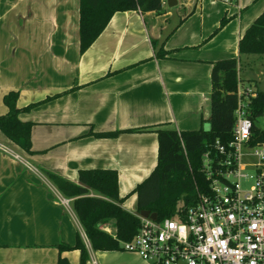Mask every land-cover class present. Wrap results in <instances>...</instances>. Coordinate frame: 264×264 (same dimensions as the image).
Masks as SVG:
<instances>
[{"label": "crops", "instance_id": "1", "mask_svg": "<svg viewBox=\"0 0 264 264\" xmlns=\"http://www.w3.org/2000/svg\"><path fill=\"white\" fill-rule=\"evenodd\" d=\"M74 1L70 31L59 14L71 5L60 0H0V116L9 92H18V108L38 103L19 115L32 124L31 154L0 133V144L22 159L0 150V264H79L78 250L56 248L74 246L77 236L86 264H147L136 254L92 250L72 199L66 206L45 172L77 183L81 170H114L125 198L156 166L157 129L197 131L209 123L212 64L237 58L240 70L239 40L264 11H251V0H176L172 8L163 0L160 14H114L81 54ZM160 47L164 57L156 56ZM132 129L140 131L90 135ZM103 229L114 234L111 223Z\"/></svg>", "mask_w": 264, "mask_h": 264}, {"label": "trees", "instance_id": "2", "mask_svg": "<svg viewBox=\"0 0 264 264\" xmlns=\"http://www.w3.org/2000/svg\"><path fill=\"white\" fill-rule=\"evenodd\" d=\"M163 0H79V43L84 53L105 29L116 13L140 11L160 14ZM227 22L223 18L222 28ZM166 52L160 47L157 57ZM238 54L264 55V11L243 33L238 43ZM210 129L205 131H181L157 129L158 150L156 166L150 175L139 183L129 195L136 196L137 214L121 207L125 198H119L118 176L114 170H81L77 183L45 172L48 179L65 199H72V210L84 235L94 251H122L121 243L130 241L140 227L137 217L140 211L155 213L158 220L175 218L193 205L198 194L208 189V182L201 171L202 155L212 150L216 143L226 145L232 139L235 123L238 86V60L227 58L216 61L211 69ZM248 105L253 124V142H264V129L256 121L264 116V92H256ZM57 95L49 97L52 99ZM18 92L3 97L7 113L0 116V133L16 147L31 154L30 134L32 124L19 120V115L34 108L38 103L17 107ZM140 130L92 133L97 138H116L120 133ZM111 223L114 234L103 226ZM59 252L78 250L80 263L88 259L86 246L77 236L74 246L59 244ZM57 264H69L60 259Z\"/></svg>", "mask_w": 264, "mask_h": 264}, {"label": "built area", "instance_id": "3", "mask_svg": "<svg viewBox=\"0 0 264 264\" xmlns=\"http://www.w3.org/2000/svg\"><path fill=\"white\" fill-rule=\"evenodd\" d=\"M236 96L231 141L202 155L207 191L175 218L137 215L140 227L122 251L147 264H264V142L252 138L248 105L256 94L239 81ZM0 150L22 162L8 146Z\"/></svg>", "mask_w": 264, "mask_h": 264}, {"label": "rangeland", "instance_id": "4", "mask_svg": "<svg viewBox=\"0 0 264 264\" xmlns=\"http://www.w3.org/2000/svg\"><path fill=\"white\" fill-rule=\"evenodd\" d=\"M72 3L75 5L74 7L76 10L77 4L74 0H65V1L60 0L59 2V5L62 4L71 5L69 7V9L71 10L70 12H67L66 14H61L62 17H60L59 14V24H63V22L69 21L70 28L68 30L72 29V25L77 19V13L76 12L74 13V10L72 9ZM250 5H252L250 10L253 12L256 11L259 7H262L261 9H264V0H251ZM239 61L241 67L240 70L238 71V77L243 87L250 88L254 93L264 92V55H242ZM256 125L259 129H264V116L259 117L257 119ZM209 129H210V124L207 123L204 126L203 130L208 131ZM4 144L6 143L4 142ZM124 201H127L126 203L127 205H131L132 209H134L133 210L134 213L137 211L134 195H129ZM106 229L111 231L110 227H106Z\"/></svg>", "mask_w": 264, "mask_h": 264}, {"label": "water", "instance_id": "5", "mask_svg": "<svg viewBox=\"0 0 264 264\" xmlns=\"http://www.w3.org/2000/svg\"><path fill=\"white\" fill-rule=\"evenodd\" d=\"M166 4L169 8H172L176 6L177 2L176 0H166ZM138 215L143 218H149L151 220H155L157 218V215L155 213H150L149 211H140Z\"/></svg>", "mask_w": 264, "mask_h": 264}]
</instances>
